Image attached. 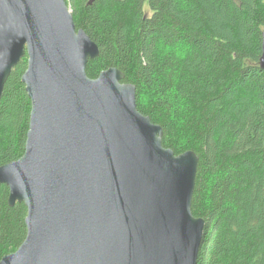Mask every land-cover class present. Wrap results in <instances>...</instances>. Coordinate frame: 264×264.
I'll use <instances>...</instances> for the list:
<instances>
[{
	"label": "water",
	"instance_id": "obj_1",
	"mask_svg": "<svg viewBox=\"0 0 264 264\" xmlns=\"http://www.w3.org/2000/svg\"><path fill=\"white\" fill-rule=\"evenodd\" d=\"M25 55L24 153L0 167V184L27 210L26 237L0 264H196V154L163 148L121 71L87 76L99 49L65 0H0V99Z\"/></svg>",
	"mask_w": 264,
	"mask_h": 264
},
{
	"label": "trees",
	"instance_id": "obj_2",
	"mask_svg": "<svg viewBox=\"0 0 264 264\" xmlns=\"http://www.w3.org/2000/svg\"><path fill=\"white\" fill-rule=\"evenodd\" d=\"M97 45L90 79L116 68L162 146L198 157L191 212L204 220L196 264H264V0H65ZM25 55L0 99V167L24 153ZM0 184V260L26 237L27 210Z\"/></svg>",
	"mask_w": 264,
	"mask_h": 264
},
{
	"label": "rangeland",
	"instance_id": "obj_3",
	"mask_svg": "<svg viewBox=\"0 0 264 264\" xmlns=\"http://www.w3.org/2000/svg\"><path fill=\"white\" fill-rule=\"evenodd\" d=\"M70 10V9H69Z\"/></svg>",
	"mask_w": 264,
	"mask_h": 264
}]
</instances>
